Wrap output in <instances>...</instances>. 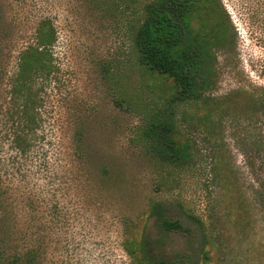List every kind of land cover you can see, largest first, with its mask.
Wrapping results in <instances>:
<instances>
[{"label": "rangeland", "instance_id": "1", "mask_svg": "<svg viewBox=\"0 0 264 264\" xmlns=\"http://www.w3.org/2000/svg\"><path fill=\"white\" fill-rule=\"evenodd\" d=\"M150 0H25L0 56V183L6 237L35 247L40 264H139L127 237L147 233L158 256L187 264H264V0H201L191 29L209 40L213 84L177 109L193 160L171 171L136 138L144 110L165 93L137 61L133 35ZM56 39L51 76L39 91L41 126L19 151L9 133L19 51L35 44L41 19ZM150 83H154V90ZM127 102L131 103L128 106ZM85 127L87 153H73ZM137 141V142H136ZM111 167L108 179L102 165ZM170 218L209 228L208 254L195 233L165 232Z\"/></svg>", "mask_w": 264, "mask_h": 264}, {"label": "trees", "instance_id": "2", "mask_svg": "<svg viewBox=\"0 0 264 264\" xmlns=\"http://www.w3.org/2000/svg\"><path fill=\"white\" fill-rule=\"evenodd\" d=\"M25 0H0V39L9 37L17 22L10 16L15 7H24ZM201 0H150L133 35L137 61L145 73L161 79L165 93L158 97L156 107L144 110L142 123L137 127V141L145 147L163 167L171 171L182 170L192 162L193 155L188 142L183 141L176 128L177 109L180 105L197 100L201 92L213 84L215 74L212 44L196 35L191 29V17ZM35 44L26 45L19 51L18 70L12 77V96L17 102L9 111L8 130L14 147L26 151L41 126V97L39 91L54 68L52 47L56 39L55 27L49 18L40 20ZM7 43H0V56ZM8 71L0 66V87ZM154 90L155 84L150 83ZM255 102L262 106L264 97ZM128 106L131 103L127 102ZM85 127H77L73 133V153L82 162L90 157L87 153ZM136 141V142H137ZM111 167L102 165L101 175L111 177ZM0 183V264H40L35 247H14L6 237L7 216L2 207ZM152 215L159 218L165 232L195 233L200 239L201 253L207 256L209 228L206 223L189 214L193 225L179 218H170L155 203ZM128 254L139 264H187L184 259L158 256L152 249L151 238L146 231L141 238L127 237L124 245Z\"/></svg>", "mask_w": 264, "mask_h": 264}]
</instances>
